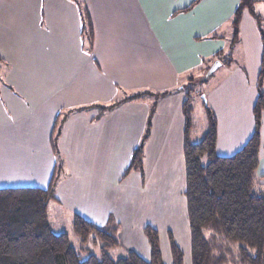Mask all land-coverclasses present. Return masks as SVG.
<instances>
[{
  "label": "crops",
  "instance_id": "1",
  "mask_svg": "<svg viewBox=\"0 0 264 264\" xmlns=\"http://www.w3.org/2000/svg\"><path fill=\"white\" fill-rule=\"evenodd\" d=\"M192 1L0 0V188L46 187L59 161L62 173L48 213L64 216L70 227L73 214L98 226L112 215L120 243L144 259L149 245L143 227L150 225L158 231L164 264L172 262L170 236L184 264L191 261L182 77L225 48L239 0H201L173 14ZM78 3L93 25L90 49L82 42ZM253 9L264 26V0H255ZM215 33L218 38H210ZM238 39L240 61L225 62V74L207 94L221 156L234 154L254 130L262 42L247 9ZM164 90L170 92L157 100L147 93L102 113L96 106ZM152 104L143 175L134 170L123 177ZM57 114L58 157L50 143ZM191 136L192 130V142ZM260 141L254 190L264 193V113Z\"/></svg>",
  "mask_w": 264,
  "mask_h": 264
},
{
  "label": "trees",
  "instance_id": "2",
  "mask_svg": "<svg viewBox=\"0 0 264 264\" xmlns=\"http://www.w3.org/2000/svg\"><path fill=\"white\" fill-rule=\"evenodd\" d=\"M201 0L175 11L187 12ZM255 0H239L231 16L229 49L238 40L239 23L245 9L258 26L262 56L257 78V97L252 108L254 130L247 142L234 154L221 156L216 152L217 121L212 109L205 104L207 128L198 142H191L192 106L186 89L183 113L185 118L183 156L187 220L190 230L191 264H227L235 255L239 264H264V193L254 190L259 162L261 118L264 113V26L262 17L254 12ZM81 18L80 34L83 45H93L94 31L89 12L78 3ZM210 38H218L212 34ZM219 50L216 55H219ZM221 56H218L220 58ZM208 72H210L208 70ZM142 91L125 95L107 104L96 105L99 112L117 104L151 94L154 100L168 94ZM151 105L139 143L132 150L122 176L144 170L145 142L151 132ZM60 114H57L50 135L53 153L59 156L57 140L60 134ZM205 161V162H204ZM62 163L56 161L46 187L18 186L0 188V264H164L158 231L145 225L143 232L149 245V258L144 259L133 249L122 256L112 257L109 250L119 246V223L109 215L98 226L73 214L72 233L78 239L76 248L67 232L55 233L49 220L48 206L55 199V187L62 173ZM171 264H184L181 248L169 237ZM97 249L98 253L92 252ZM85 255V256H83Z\"/></svg>",
  "mask_w": 264,
  "mask_h": 264
},
{
  "label": "rangeland",
  "instance_id": "3",
  "mask_svg": "<svg viewBox=\"0 0 264 264\" xmlns=\"http://www.w3.org/2000/svg\"><path fill=\"white\" fill-rule=\"evenodd\" d=\"M232 36V34H231ZM231 36L226 41V46L224 49L221 50V53L219 55H216V57H212L208 60V64H203L201 69H197L188 76L182 77V83H184L185 89L189 90V102L192 106V136L191 140L192 142H198L202 138L204 132L207 128V117L205 113V104H207L209 107V103H207V94L210 92V89L219 82V80L223 77V75L226 72V64L225 62H231V63H237L240 61V55L242 51V46L240 43V40L238 39L232 47L229 49V44L231 42ZM83 42V40H82ZM218 56H221L218 58ZM216 59V60H215ZM215 60H220V66L217 67L214 71H210L212 65L215 63ZM208 70L210 72H208ZM186 92V91H185ZM205 162V161H204ZM50 213V211H49ZM50 222H52V229L55 233L60 232H67L71 241V244L75 246L76 248L79 245L78 239L76 236L72 233L71 227L66 222L64 216H59L58 213L56 214L54 211H51ZM168 241V236H167ZM169 244V241H168ZM128 248L124 246L123 244H120L116 248H113L109 250V254L112 257H118L122 256L126 253ZM92 252L98 253L97 249L93 248ZM85 256V255H83ZM229 261L227 264H239L237 263L236 256H229ZM186 264H191V261L185 262Z\"/></svg>",
  "mask_w": 264,
  "mask_h": 264
},
{
  "label": "water",
  "instance_id": "4",
  "mask_svg": "<svg viewBox=\"0 0 264 264\" xmlns=\"http://www.w3.org/2000/svg\"><path fill=\"white\" fill-rule=\"evenodd\" d=\"M219 64H220V63H219L218 61L215 62V63L212 65L210 71H214V70L216 69V67L219 66Z\"/></svg>",
  "mask_w": 264,
  "mask_h": 264
}]
</instances>
